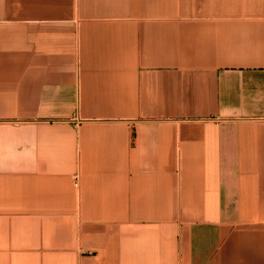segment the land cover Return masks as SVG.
Returning <instances> with one entry per match:
<instances>
[{
  "label": "crops",
  "instance_id": "0c3cea01",
  "mask_svg": "<svg viewBox=\"0 0 264 264\" xmlns=\"http://www.w3.org/2000/svg\"><path fill=\"white\" fill-rule=\"evenodd\" d=\"M0 264H264V0H0Z\"/></svg>",
  "mask_w": 264,
  "mask_h": 264
}]
</instances>
